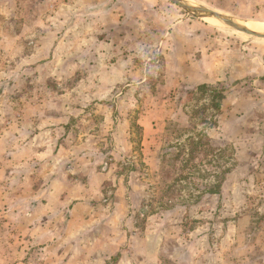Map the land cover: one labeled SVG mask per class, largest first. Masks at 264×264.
Returning <instances> with one entry per match:
<instances>
[{
	"label": "rangeland",
	"instance_id": "rangeland-1",
	"mask_svg": "<svg viewBox=\"0 0 264 264\" xmlns=\"http://www.w3.org/2000/svg\"><path fill=\"white\" fill-rule=\"evenodd\" d=\"M188 1L264 31V0ZM200 132L219 151L176 160ZM0 264H264V38L172 0H0Z\"/></svg>",
	"mask_w": 264,
	"mask_h": 264
},
{
	"label": "trees",
	"instance_id": "trees-1",
	"mask_svg": "<svg viewBox=\"0 0 264 264\" xmlns=\"http://www.w3.org/2000/svg\"><path fill=\"white\" fill-rule=\"evenodd\" d=\"M199 91L204 90H213L215 92V95L213 96V106L215 109H220L221 107V99L224 98V95L221 91H217L215 88L210 87L207 84H201L198 86ZM186 151L187 152V159H185V165L187 166L189 163L195 161V159L199 158V156H202L203 159H207L209 156L213 155L214 153L219 151V148H216L213 144H211L210 137L207 133L200 132L196 137L192 136L188 138V146L185 145L181 148V150L176 154V160H178ZM228 171H230L229 168L223 169L221 171L222 174H226ZM224 179L220 178V174L216 175V182L212 186H208L206 189L207 192L210 193H219L222 189ZM169 189L171 187L169 186ZM206 191V190H205ZM119 257V254L115 256L114 258L117 259Z\"/></svg>",
	"mask_w": 264,
	"mask_h": 264
},
{
	"label": "water",
	"instance_id": "water-1",
	"mask_svg": "<svg viewBox=\"0 0 264 264\" xmlns=\"http://www.w3.org/2000/svg\"><path fill=\"white\" fill-rule=\"evenodd\" d=\"M175 3L179 4L181 7H183L184 9H186L188 12L192 13V14H196V15H200V16H211L212 18L216 19L218 22L230 26L232 28H235L239 31L248 33L250 35H254L257 37H262L264 38V32H258L255 30H252L248 27L243 26L240 23H237L236 21L226 17L225 15H222L221 13H219L216 10H213L211 8L208 7H203V6H187L184 2H182L181 0H172Z\"/></svg>",
	"mask_w": 264,
	"mask_h": 264
},
{
	"label": "bare ground",
	"instance_id": "bare-ground-1",
	"mask_svg": "<svg viewBox=\"0 0 264 264\" xmlns=\"http://www.w3.org/2000/svg\"><path fill=\"white\" fill-rule=\"evenodd\" d=\"M181 1L184 2L187 6H190V7L196 6V4H194V3H192V2H190L188 0H181ZM204 17L205 18H212L211 16H204ZM241 24L243 26H245V27H248V28L252 29V30H255V31H258V32H264V31H261V30H258V29H254L253 27L248 26V24L246 22H242Z\"/></svg>",
	"mask_w": 264,
	"mask_h": 264
},
{
	"label": "crops",
	"instance_id": "crops-1",
	"mask_svg": "<svg viewBox=\"0 0 264 264\" xmlns=\"http://www.w3.org/2000/svg\"><path fill=\"white\" fill-rule=\"evenodd\" d=\"M53 187H54V186H53ZM53 187H52V188H53ZM50 191H52V192L54 193V190H50Z\"/></svg>",
	"mask_w": 264,
	"mask_h": 264
}]
</instances>
